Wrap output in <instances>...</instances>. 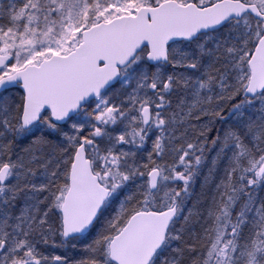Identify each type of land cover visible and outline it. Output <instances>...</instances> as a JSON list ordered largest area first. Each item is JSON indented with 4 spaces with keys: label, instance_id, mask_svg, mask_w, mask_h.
<instances>
[{
    "label": "snow or ice",
    "instance_id": "snow-or-ice-1",
    "mask_svg": "<svg viewBox=\"0 0 264 264\" xmlns=\"http://www.w3.org/2000/svg\"><path fill=\"white\" fill-rule=\"evenodd\" d=\"M0 264H264V0H0Z\"/></svg>",
    "mask_w": 264,
    "mask_h": 264
}]
</instances>
